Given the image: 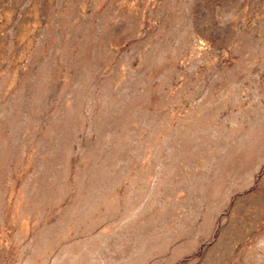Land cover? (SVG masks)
I'll return each mask as SVG.
<instances>
[{
	"label": "rangeland",
	"instance_id": "obj_1",
	"mask_svg": "<svg viewBox=\"0 0 264 264\" xmlns=\"http://www.w3.org/2000/svg\"><path fill=\"white\" fill-rule=\"evenodd\" d=\"M0 264H264V0H0Z\"/></svg>",
	"mask_w": 264,
	"mask_h": 264
}]
</instances>
